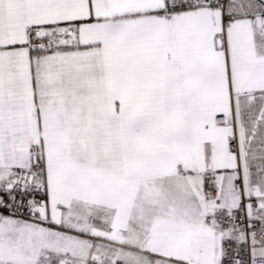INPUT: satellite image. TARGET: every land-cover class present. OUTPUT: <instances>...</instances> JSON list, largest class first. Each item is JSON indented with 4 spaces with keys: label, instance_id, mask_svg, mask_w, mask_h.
Masks as SVG:
<instances>
[{
    "label": "snow or ice",
    "instance_id": "obj_1",
    "mask_svg": "<svg viewBox=\"0 0 264 264\" xmlns=\"http://www.w3.org/2000/svg\"><path fill=\"white\" fill-rule=\"evenodd\" d=\"M0 264H264V0H0Z\"/></svg>",
    "mask_w": 264,
    "mask_h": 264
}]
</instances>
